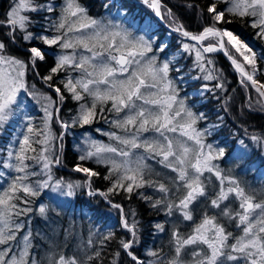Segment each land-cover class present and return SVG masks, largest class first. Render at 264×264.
Returning a JSON list of instances; mask_svg holds the SVG:
<instances>
[{"label": "snow or ice", "instance_id": "obj_1", "mask_svg": "<svg viewBox=\"0 0 264 264\" xmlns=\"http://www.w3.org/2000/svg\"><path fill=\"white\" fill-rule=\"evenodd\" d=\"M136 3L157 20L138 19L123 0H108L100 17L89 15L81 0H12L0 18V138L6 139L0 144V264H104L109 257L108 264H264V187L240 179L254 171L253 148L264 163V134L245 128L243 137L232 134L234 144L209 142L224 117L209 127L207 114L196 109L197 98L208 93L229 111L231 95L217 63L222 55L247 94L244 107L264 113V53L229 27L242 23L253 30L251 41L264 43V0H183L200 22L196 30L162 0ZM159 21L177 34L176 54L160 36ZM49 50L53 62L41 75ZM177 55L191 61L187 71ZM186 77L206 82L195 97L181 95ZM69 99L77 107L65 119ZM100 121L113 129H96L108 142L82 134L70 169L81 177L60 174L67 137ZM100 179L104 188L96 186ZM258 182L264 185V175ZM81 196L97 209L104 205L116 222L101 231L97 209L89 206L94 216H86ZM134 196L165 218L151 234L168 236L166 246L153 242L143 255L137 210L116 200ZM78 203L89 235L76 245L79 255H66L33 222L55 235V217L75 213ZM72 234L71 226L64 229L65 248ZM37 239L52 249L42 258Z\"/></svg>", "mask_w": 264, "mask_h": 264}, {"label": "trees", "instance_id": "obj_2", "mask_svg": "<svg viewBox=\"0 0 264 264\" xmlns=\"http://www.w3.org/2000/svg\"><path fill=\"white\" fill-rule=\"evenodd\" d=\"M11 2L12 0H0V18H2L3 14L9 9ZM56 2L60 3L61 0H56ZM81 2L86 7H88L89 15L100 17L105 14L106 10L103 5L107 3L108 0H81ZM123 2L128 5L130 12L138 19L147 15L152 16L154 21L157 20L150 9H147V7L142 4H137L136 0H123ZM182 2L183 0H162L163 4L171 7L173 11H175L177 15L181 17V19L189 29H198L200 26V22L186 8L181 6ZM199 2L201 3V5H203L206 0H199ZM110 11L113 15H115L116 9L113 8L110 9ZM229 27L235 29V31L244 39L253 42L256 45V49L258 52L264 53V43L260 42L259 40L251 41V37L253 35V30L251 28L245 26L242 23H234ZM159 33L160 36L165 39V42L169 44L170 52L172 54H176L177 49L179 48V44L177 42V34L171 33L169 35V30L164 21H162V23H159ZM176 59L179 60L181 66L185 67V71H187V66L190 65L191 61L181 59L178 55L176 56ZM52 62L51 50H49L48 62L43 64L39 69L41 75L47 74V70L51 67ZM217 63L218 67L222 69L223 75L227 80L226 86L231 95V100L229 101V111L225 112L221 109V101H217L211 98V94L206 93L203 98H197L196 109L207 114V125L209 127H212L213 124L219 123L217 119L218 115L224 117V126L219 127L214 131L213 136L209 137V142H216V140L218 139L221 142L227 140L229 144H234V141L231 138L232 134L235 133L238 138L243 137L245 128H247L250 133L256 132L264 134V113L249 112L244 107L247 94L244 89L238 85L236 74L233 72L229 63L221 55H218ZM261 66L264 67V64H262ZM262 79H264V77H262ZM30 82H34L37 84V87H41V82L38 79L30 77ZM202 83L206 82L192 80L186 77L185 83L181 85V95H184V92H187L195 97L196 91ZM232 89H235V91L233 92ZM76 107L77 105L74 101H72L71 99L67 100L62 109V115L64 116V118L67 119L72 114H74ZM33 114L39 115L36 112H34ZM204 123L205 122L202 121L201 124L198 125V127H202ZM96 129H101L105 132L113 130L110 129L108 125L103 121H100L99 123L85 126L84 129H75L74 134L67 137L64 154V163L66 167L61 170L60 174L68 176L72 179L81 177V174L70 172V169L76 163L77 158V153L74 150V146L80 142L81 135L84 133H87L97 140H102L107 143V137L97 133ZM246 142H248L249 144L251 143L250 141ZM3 143H6V139L0 138V144ZM252 161H255V163L253 164L254 171L247 172L246 175H240V179L249 182L255 188L264 187V185H261L258 182L259 177L264 175V163H261L259 152L255 148H253ZM148 163L151 164L153 162L148 161ZM88 166L97 168V170L101 173L104 172V168L102 166L92 165L91 162L88 163ZM237 172H239V170H237ZM106 184L107 182L102 179L96 181V186L99 188H104ZM79 199L80 202H82L85 206V215L93 217L94 214L88 211V208L90 206L93 209H97V206L94 203H91L89 201V198L86 196H81ZM116 200L123 203L126 209L129 207L135 208L138 213L137 218L143 224L144 230L142 244L140 246V249H138L139 254L143 255V249L149 245H153V242L157 246L160 244H164L165 246L167 245V234H157L155 237L151 234L152 232H154V228L152 227V225L156 222L164 221L165 218L163 214L154 212L152 209L148 208L143 201L137 199L135 196L131 201L121 200L120 197H116ZM45 202H47V200ZM79 207L80 203L77 204V211L75 213L70 210L61 217H55V222L53 224V227L57 229V234L55 235L52 233L51 228L44 227V222L42 221L34 220L33 228L34 230L39 229L44 231L48 235L49 241L57 245L59 249H63L66 255H72L73 253L79 255L80 253L77 251L76 245L79 244L81 240L85 242L87 241L90 226L89 219L82 218L81 213L78 211ZM96 215L100 217V222L96 226L101 231H106L107 228L111 227V225L114 224L117 219L114 214L109 218L108 214L104 211V205L102 204L97 209ZM93 223H95V217L93 219ZM69 226L72 227L73 234L69 237L67 241V247L65 248L64 229L69 228ZM117 232L118 236L112 241L110 249H115L117 246V240L119 239V229H117ZM36 244L39 246L36 249L38 258H42L46 252L52 250L49 247V242L47 241L37 239ZM165 251H167V247H165ZM108 259H110V257ZM108 259L105 260L104 264H108ZM145 259L149 258L145 257Z\"/></svg>", "mask_w": 264, "mask_h": 264}, {"label": "water", "instance_id": "obj_3", "mask_svg": "<svg viewBox=\"0 0 264 264\" xmlns=\"http://www.w3.org/2000/svg\"><path fill=\"white\" fill-rule=\"evenodd\" d=\"M157 19V18H156ZM159 23H162V21H159ZM222 56V55H221ZM223 57V56H222ZM224 58V57H223ZM225 59V58H224ZM226 60V59H225ZM227 61V60H226ZM228 62V61H227ZM229 63V62H228ZM230 65V64H229Z\"/></svg>", "mask_w": 264, "mask_h": 264}, {"label": "bare ground", "instance_id": "obj_4", "mask_svg": "<svg viewBox=\"0 0 264 264\" xmlns=\"http://www.w3.org/2000/svg\"><path fill=\"white\" fill-rule=\"evenodd\" d=\"M3 139H5V138H3Z\"/></svg>", "mask_w": 264, "mask_h": 264}]
</instances>
